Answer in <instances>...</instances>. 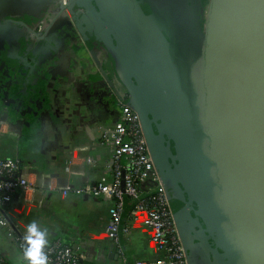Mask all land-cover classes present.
<instances>
[{"label":"water","instance_id":"1","mask_svg":"<svg viewBox=\"0 0 264 264\" xmlns=\"http://www.w3.org/2000/svg\"><path fill=\"white\" fill-rule=\"evenodd\" d=\"M76 1L80 30L122 66L188 264V239L209 264H264V0H209L202 30L192 0ZM18 58L1 57L10 85Z\"/></svg>","mask_w":264,"mask_h":264},{"label":"crops","instance_id":"2","mask_svg":"<svg viewBox=\"0 0 264 264\" xmlns=\"http://www.w3.org/2000/svg\"><path fill=\"white\" fill-rule=\"evenodd\" d=\"M62 4H68L71 12ZM79 11L83 9L76 0H0V100L8 101L10 121L0 134V156H17L35 186L45 182L42 172L57 175L70 186L108 178L110 152L100 144L95 124L113 123L112 95L123 94L125 76L107 43L90 40L80 30ZM7 50L17 54L18 67L23 68L14 85L4 76L6 60L1 57ZM66 53H71L69 59ZM75 60L73 70L69 65ZM60 188L42 189L39 197L32 191L23 200L18 196L11 216L19 232L26 237L28 225L35 222L45 242L59 239L79 255L80 264H120L104 233L108 202L86 194L62 196ZM122 225L129 228L127 234L119 232L126 264H134L136 258H158L140 222L124 213ZM188 240L192 264H209L195 242ZM0 264H25L1 226Z\"/></svg>","mask_w":264,"mask_h":264},{"label":"built area","instance_id":"3","mask_svg":"<svg viewBox=\"0 0 264 264\" xmlns=\"http://www.w3.org/2000/svg\"><path fill=\"white\" fill-rule=\"evenodd\" d=\"M6 124L10 125L9 110L2 106L0 134ZM95 130L100 144L110 152L108 178L99 182L70 186L67 180L42 172L47 176L45 182L35 186L27 179L28 170L21 166L17 156H0V226L12 237L25 264H29L24 251L30 242L13 221L12 207L18 202V196L23 200L28 191L39 197L42 189L53 191L58 187H62L59 189L62 196L86 194L108 202L104 233L115 247L120 264L127 263L123 245L119 242V232H129L128 226L122 225L124 213L148 230L150 244L158 254L154 260L136 258L134 264H188L175 221L172 188L159 176L153 163L138 112L128 92L119 102L118 118L111 124L96 123ZM39 175L42 176L40 172ZM52 178H56L55 184ZM41 251L46 256V264H80L79 255L59 239L45 242Z\"/></svg>","mask_w":264,"mask_h":264},{"label":"clouds","instance_id":"4","mask_svg":"<svg viewBox=\"0 0 264 264\" xmlns=\"http://www.w3.org/2000/svg\"><path fill=\"white\" fill-rule=\"evenodd\" d=\"M27 233L25 239L30 244L26 247L24 255L29 264H46V256L41 251V245L45 243L43 233L37 230L35 222L28 225Z\"/></svg>","mask_w":264,"mask_h":264},{"label":"flooded vegetation","instance_id":"5","mask_svg":"<svg viewBox=\"0 0 264 264\" xmlns=\"http://www.w3.org/2000/svg\"><path fill=\"white\" fill-rule=\"evenodd\" d=\"M71 56V53H66V55H65V59H66V57H67V59H69V57ZM126 89H125V91L123 92V94H114L113 93V98H114V105H113V107L116 109V117L114 118V120L113 121H115L117 118H118V116H119V102L125 97V95H126ZM174 151V150H173ZM175 185V184H174ZM175 187H176V185H175ZM176 189H177V187H176ZM173 192V191H172ZM182 205V204H181ZM183 205H184V203H183ZM185 206V205H184ZM180 207L181 206H179V204H178V202L176 201V199H175V202H174V214H175V216H176V213H178L179 211H180ZM184 213H185V215L187 216V214H186V211L184 210ZM182 214H183V212H182ZM180 216V215H179ZM191 221V220H190ZM183 224H185V220L181 217L180 218V226L183 228Z\"/></svg>","mask_w":264,"mask_h":264},{"label":"rangeland","instance_id":"6","mask_svg":"<svg viewBox=\"0 0 264 264\" xmlns=\"http://www.w3.org/2000/svg\"><path fill=\"white\" fill-rule=\"evenodd\" d=\"M154 4H162L160 0H152ZM194 2V9L199 16V20L201 21L200 26L201 30L203 29L204 23L206 22L207 17V7L209 0H192Z\"/></svg>","mask_w":264,"mask_h":264},{"label":"trees","instance_id":"7","mask_svg":"<svg viewBox=\"0 0 264 264\" xmlns=\"http://www.w3.org/2000/svg\"><path fill=\"white\" fill-rule=\"evenodd\" d=\"M141 6H142L144 11H148V7H147V5L144 2H142ZM153 20H154V23L156 25L160 26L159 20L156 17L153 18ZM201 198L204 199L205 201L206 200L208 201L210 199V196H207V198H205L204 195H202Z\"/></svg>","mask_w":264,"mask_h":264}]
</instances>
